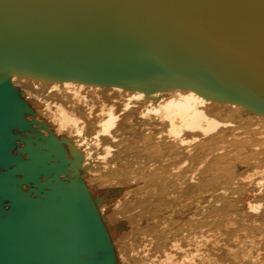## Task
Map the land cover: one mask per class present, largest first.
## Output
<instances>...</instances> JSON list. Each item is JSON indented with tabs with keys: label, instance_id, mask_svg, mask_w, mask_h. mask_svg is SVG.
<instances>
[{
	"label": "water",
	"instance_id": "water-1",
	"mask_svg": "<svg viewBox=\"0 0 264 264\" xmlns=\"http://www.w3.org/2000/svg\"><path fill=\"white\" fill-rule=\"evenodd\" d=\"M12 76L190 90L264 117V0H0V264H116L80 155L25 118Z\"/></svg>",
	"mask_w": 264,
	"mask_h": 264
},
{
	"label": "bare ground",
	"instance_id": "bare-ground-1",
	"mask_svg": "<svg viewBox=\"0 0 264 264\" xmlns=\"http://www.w3.org/2000/svg\"><path fill=\"white\" fill-rule=\"evenodd\" d=\"M11 85L28 97L26 103L32 113L25 118L43 122L63 144L67 159L80 155L77 176L107 230L116 264L255 262L247 255L237 256L230 241L234 249L238 245L246 249L248 245L233 234L235 231L232 239L231 228L222 220L200 215L195 198L197 191L219 181L241 188L249 182L253 187L244 188V207L258 210L259 205H251L250 199L260 195L262 211L256 215L264 221V177L251 182L250 176H232L230 167L238 158L229 157L230 152L210 158L213 144H225L228 135L237 138L232 134L233 122L220 121L215 115L236 119L246 109L209 101L183 89L147 94L113 86L44 83L17 76L11 77ZM40 95L54 102L39 99ZM104 100L111 104L106 105ZM98 101L99 110L95 109ZM255 116L264 121V117ZM35 128L48 135L37 125ZM257 134L264 140V131ZM250 143L241 139L231 143L245 151L239 163L264 162V143ZM69 172L67 180L73 178L70 168ZM28 188L23 186L24 191Z\"/></svg>",
	"mask_w": 264,
	"mask_h": 264
},
{
	"label": "rangeland",
	"instance_id": "rangeland-1",
	"mask_svg": "<svg viewBox=\"0 0 264 264\" xmlns=\"http://www.w3.org/2000/svg\"><path fill=\"white\" fill-rule=\"evenodd\" d=\"M43 95H40L39 99L48 100L49 102H54V100L51 99L50 97H46ZM21 97L26 102V99L28 97L24 96V95H21ZM104 102H106L105 103L106 105L111 104V102L108 100H104ZM100 107H101L100 101L96 102L95 103V109L99 110ZM247 113H249V112L246 111V112L242 113V115L236 116L237 117L236 119L230 118L227 116L215 115V117L220 121L233 122L234 127L231 128L233 130L232 134H234L237 138H232L231 136L229 137V135H228L226 138L227 142L225 144L224 143L213 144L211 147L212 150L210 149V152H211L210 158L214 159L212 157H214L215 155H221L222 156V155H225L226 153L230 152V154L228 155L229 157L231 156L232 159L234 158L236 160L238 158V161L235 162L232 167H230V172L231 171L233 172L232 176H235L236 178H238L240 176H250L251 177L250 179L252 180L251 182H255V181H258L259 179L264 177V162L258 161L255 163H251L249 165L240 164L239 163V159L241 158L240 155H242L243 152H245V151H243L239 147H236L235 145L231 144L232 142H234V141L236 142L239 139L249 140L251 143L255 142V143H253V145L254 144L259 145L261 143H264V140L261 139L262 137H259V135L257 134L259 132L264 131V121L260 120L257 116H255L251 113H249V114H247ZM27 118L29 119V116H27ZM43 133H46V132L43 131ZM255 136H257V137H255ZM251 137H252V140H251ZM254 138H256V139L253 140ZM217 147L224 148V150H217L218 149ZM239 149H240V151H239ZM210 158H209V160H210ZM226 165L229 166L228 163ZM197 178H198V176H197ZM249 184H250L249 182H246L245 186L243 188H241V187H236V186H234L228 182L219 181V182L210 184V187L208 185L207 186L208 188L207 187L203 188V189L201 188L202 190L197 191L195 193V198H196L197 206L199 205L198 206V209H199L198 213L200 215H204V216L211 215V217L213 216L212 218L215 220H219V221L222 220L221 222H224L229 228H231L232 237H233V234L239 235L241 237L240 240L243 241L246 245H248L247 246L248 248H246V249H244L242 246L239 247V245H238V248H236L237 249L236 250L233 248L232 242L230 241V245L232 247V250H234L235 252L237 251L236 254H238L237 256L239 258H240V256L242 257L244 255H247L248 257L246 256V258H248L250 261H255L256 264L257 263L258 264H264L263 263L264 262V254H263L264 253V237H263L264 236V229H263L264 221H259L258 220L259 216H257L262 211L261 210L262 208H260V207H262L263 203H262L261 197H259L260 195L258 194L259 196L255 195V197L253 196L250 199L251 205H253V206L259 205L258 210H254V208L253 209H249V208L246 209L244 207V205H245V202L243 201V200H245L244 199V196H245L244 193L247 190V188L252 189L251 187H253V186L249 187L250 186ZM226 186H228L229 188ZM245 187H246V189L244 191ZM198 193H201V194H198ZM230 198H232V199H230ZM255 207H257V206H255ZM213 208H215V209H213ZM235 208H237V209H235ZM256 213H257V215H256ZM251 215L253 218L250 217ZM223 218H224V220H223ZM248 224H249V226H248ZM254 224L255 225L258 224V225L255 226ZM259 224L261 225V227ZM243 225H246V226L243 227ZM238 230H240V232ZM233 231H235V232L233 233ZM260 237H262L261 238L262 241H259ZM232 239H234V237ZM245 241H247V242H245ZM239 248H243V249L241 250ZM241 253H243V255ZM257 254H259V255H257ZM252 258H254V259H252ZM259 258H260V260H259ZM255 262L254 263L252 262V264H255ZM222 264H228V263H222Z\"/></svg>",
	"mask_w": 264,
	"mask_h": 264
}]
</instances>
